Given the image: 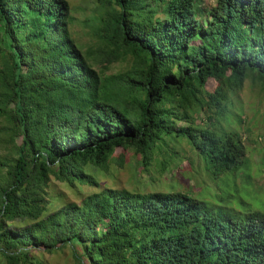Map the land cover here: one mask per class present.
Returning <instances> with one entry per match:
<instances>
[{"label": "trees", "instance_id": "trees-1", "mask_svg": "<svg viewBox=\"0 0 264 264\" xmlns=\"http://www.w3.org/2000/svg\"><path fill=\"white\" fill-rule=\"evenodd\" d=\"M72 21L66 0H0L1 264L62 248L75 264H264V213L97 190L86 173L105 172L116 148L145 167L172 137L212 179L240 167V135L210 131L211 112L246 72L264 85V0H94L89 53ZM50 178L93 192L48 212Z\"/></svg>", "mask_w": 264, "mask_h": 264}, {"label": "rangeland", "instance_id": "rangeland-1", "mask_svg": "<svg viewBox=\"0 0 264 264\" xmlns=\"http://www.w3.org/2000/svg\"><path fill=\"white\" fill-rule=\"evenodd\" d=\"M73 18L69 34L82 53H89L98 45L97 39L87 26L93 14L94 0H66ZM213 0H203V6H210ZM93 66H98L93 64ZM107 73H113L125 63L110 65ZM216 83L208 80L205 90L212 92ZM227 94V93H226ZM228 103L211 112L210 131L237 132L245 147L244 160L233 172L212 179L205 172L195 150L184 138L172 137V141L154 150L147 166L140 165L138 156L129 150L116 148L109 159L105 172L86 169L99 189L127 191L129 193H187L207 207L217 211L233 209L235 213H264V85L255 74L245 73L239 89L226 95ZM201 119L194 121L198 124ZM245 130V131H244ZM9 155L8 145H0V159ZM198 155V154H197ZM120 156L121 163L116 164ZM199 156V155H198ZM70 190L50 178L47 188L50 203L47 211H52L61 202L78 203L80 198L93 192L92 188L77 186ZM97 190H94L97 191ZM215 200V201H214ZM214 202V204H212ZM211 203V204H210ZM217 206V207H213ZM224 207V208H223ZM39 264H75L68 248L55 250L49 254L33 252ZM1 264V262H0Z\"/></svg>", "mask_w": 264, "mask_h": 264}]
</instances>
